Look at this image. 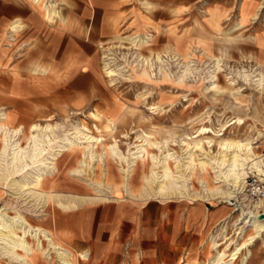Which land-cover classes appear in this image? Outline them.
Here are the masks:
<instances>
[{"label": "rangeland", "instance_id": "obj_1", "mask_svg": "<svg viewBox=\"0 0 264 264\" xmlns=\"http://www.w3.org/2000/svg\"><path fill=\"white\" fill-rule=\"evenodd\" d=\"M240 10L246 13L241 24ZM130 26L125 18L118 24L115 36L91 34V38H97L90 41L96 49L83 50L93 57L92 63L60 66L46 80L33 82L26 65L16 69L15 80L11 79V73L0 72V107H5L11 117V127L21 124L26 131L32 123L57 124L52 137L59 139L72 132L74 123L88 128L86 132L102 136L97 149L101 159L94 157L88 166L79 149L70 152L65 149L57 169L51 170L45 181V189L54 191L57 199L74 202L77 206L74 209L64 210L53 203L32 206L33 201L17 198L0 186V208L5 202L18 207L32 225L48 229L58 243L73 252L77 264H157L153 255L152 258L145 255L146 244L154 241L146 239V231L152 230L154 235L160 228L157 218L161 211L169 218L178 210L179 201L222 207L224 214L215 224L232 212L230 204L217 200L191 203L187 199L150 198L143 180L149 175L150 159L145 164L139 162L128 176L122 169L127 168L126 163L114 158L108 150L115 140L126 155L129 145L139 143L137 137L145 132L151 134L152 141L166 140L168 148L181 156V146L174 143L186 133L201 126L218 130L231 118L241 117L244 123L229 126L225 137H253L254 151L264 155V84L261 88L253 81L259 72L264 77V0H204L188 15L177 17L167 26L135 32ZM79 35L90 39L87 32ZM9 48H12L9 57L25 61L24 48L16 45ZM139 55H151L153 59L159 56L168 62L163 63L160 72L159 61L147 68L136 61ZM215 57L221 59V70L217 73L220 83L228 84L229 79L232 87L239 89L238 95L205 89L209 85L207 71L214 68L211 62ZM175 59L188 64L192 61L190 73L184 76ZM104 61L123 68L111 78L103 70ZM14 84L19 91L11 94L10 87ZM150 107L158 108L153 112ZM95 124L101 132H96ZM212 149L214 153L217 151L216 142ZM150 152L159 154L157 149ZM171 167L175 170L172 162ZM207 178L214 186L212 178ZM188 185L196 191L201 188L195 176ZM13 211L8 210L10 214ZM239 215L240 212L232 213L226 220L228 235L237 228L234 223ZM216 225H198L201 232L193 233L189 241L192 245L185 248L175 264H207L213 254L208 250L209 236L216 234ZM59 226L70 230L72 244L69 234ZM247 231V235L251 233ZM151 248L154 252L153 243ZM249 248L252 254L248 264H264V235ZM81 252L88 257L79 256ZM52 256L54 264H58L55 252ZM241 259L242 256L235 264H241ZM39 260V264H46L44 257L39 256ZM0 264L16 263L0 256Z\"/></svg>", "mask_w": 264, "mask_h": 264}, {"label": "bare ground", "instance_id": "obj_2", "mask_svg": "<svg viewBox=\"0 0 264 264\" xmlns=\"http://www.w3.org/2000/svg\"><path fill=\"white\" fill-rule=\"evenodd\" d=\"M30 1L42 12L47 22L52 23L55 20L54 10L57 7L55 0ZM240 13L239 23L241 24L246 20V13L243 10H240ZM24 28L20 22L12 24L9 40H14ZM203 31L201 29L200 33L203 34ZM152 57L139 55L135 60L147 68L155 66V63L159 61L158 70L163 71V63L168 61L159 56L155 59ZM175 61L181 64L180 69L184 76L190 73L192 61H189V64L177 59ZM220 62L219 57L212 59L214 68L207 71L209 85L205 89L238 95L239 89H234L233 82L229 79L228 84L220 83L217 74L221 70ZM122 68L119 65L113 67L110 61H104L103 70L111 78L116 76ZM242 75L248 78L247 74ZM253 81L263 88L264 77L261 72ZM150 108L155 112L158 107ZM91 116L97 117L95 113H91ZM10 118L5 107H0V186L17 198L25 197V200L28 199L27 202L33 201L32 206L41 204L43 207L53 203L64 210L76 208L77 206L71 200L57 199L58 195L54 191L45 189V181L51 170L57 169V163L64 155L65 149L68 152L79 149L88 166L94 157L101 159L102 154L97 149L102 143V136L86 132L85 129L88 128L73 123L71 124L72 132L64 133L61 138L55 139L52 135L54 128L58 127L57 124L47 123L43 126L32 123L24 131L21 124L11 127ZM235 123L243 124L244 120L241 117H233L222 124L218 130L201 126L192 133H186L178 143H174L181 146L183 150L181 156L174 149L168 148L166 140L152 141L151 134L145 132L137 137L139 143L129 145L126 155L119 150L116 140L108 146V150L114 158L126 163L127 168L122 169L128 176H131V172L139 162L145 164L146 159H150L149 175L143 179L149 188L150 198L187 199L191 203L217 200V202L231 204V200L245 191L247 177L250 174L264 181V155L254 151V138L225 137L227 128ZM95 129L96 132L102 131L96 124ZM215 142L217 151L214 153L212 148ZM153 149H157L159 154L151 153L150 150ZM171 162L175 170L172 169ZM193 176L197 178L201 186L197 191L188 185ZM208 176L212 178L214 186L208 182ZM128 185L130 186L129 182ZM240 206V217L234 223L237 228L233 234L228 235L226 224V218H229L232 211L216 225V234L209 236L208 250L211 249L213 254L207 264H235L241 256V264H248L252 254L250 245L257 239L263 238L264 218L260 216L264 213V199L255 203L253 209L243 202ZM9 209L14 210L13 214L8 212ZM247 230L251 232L248 235ZM246 235L247 238H245ZM52 252H55L58 264H77L78 262L75 254L58 243L51 231L32 225L18 207H11L5 202L0 208V256L9 258L16 264H39V256H41L46 259V264H54ZM79 256L88 257L86 252H81ZM139 258L138 254L137 259Z\"/></svg>", "mask_w": 264, "mask_h": 264}, {"label": "crops", "instance_id": "obj_3", "mask_svg": "<svg viewBox=\"0 0 264 264\" xmlns=\"http://www.w3.org/2000/svg\"><path fill=\"white\" fill-rule=\"evenodd\" d=\"M55 1L58 8L54 10V16L58 20L51 24L30 0H0V72L11 73L12 80L17 79L16 69L20 65L27 66L34 82L46 80L50 72L60 70V66L91 64L93 57L88 56L87 51L96 49L95 44L90 41L97 39L91 38V34L115 36L118 24L125 18L131 24L130 27L135 28L134 32L143 31L145 28L155 30L157 27L167 26L179 16L188 15L204 0ZM15 22L22 23L25 28L11 41L10 27ZM84 32L90 34V39L79 35ZM14 45L26 50L25 61L9 57L12 50L9 46ZM10 89L11 94L19 91L15 84ZM149 203L144 204V207ZM178 204V210L171 213L169 218L161 211L157 218L160 228L155 230L154 235L152 230L146 231V234L149 233L148 236L145 234L146 239L154 241L146 244L145 255L148 258L153 255L157 264L178 263L185 248L192 245H189V241L194 236L193 233L197 235L201 232L198 225H216L215 222L224 214V209L220 206L209 208L203 203L186 204L182 201ZM58 228L69 234L72 244L70 230L64 226Z\"/></svg>", "mask_w": 264, "mask_h": 264}, {"label": "built area", "instance_id": "obj_4", "mask_svg": "<svg viewBox=\"0 0 264 264\" xmlns=\"http://www.w3.org/2000/svg\"><path fill=\"white\" fill-rule=\"evenodd\" d=\"M260 199H264V181L262 182L257 176L250 175L247 177L245 191L238 194L237 198L231 200L230 206L235 214L240 212L241 202L247 203L248 207L252 208Z\"/></svg>", "mask_w": 264, "mask_h": 264}, {"label": "water", "instance_id": "obj_5", "mask_svg": "<svg viewBox=\"0 0 264 264\" xmlns=\"http://www.w3.org/2000/svg\"><path fill=\"white\" fill-rule=\"evenodd\" d=\"M261 218H264V213H262V215L260 216Z\"/></svg>", "mask_w": 264, "mask_h": 264}]
</instances>
